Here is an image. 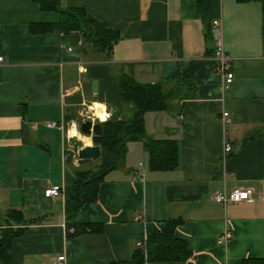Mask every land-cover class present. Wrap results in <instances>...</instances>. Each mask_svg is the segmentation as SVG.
Masks as SVG:
<instances>
[{
  "label": "crops",
  "instance_id": "0c3cea01",
  "mask_svg": "<svg viewBox=\"0 0 264 264\" xmlns=\"http://www.w3.org/2000/svg\"><path fill=\"white\" fill-rule=\"evenodd\" d=\"M59 4L86 8L120 37L107 57L94 58L92 51L84 54L79 33L43 27L59 21L57 12L32 0H0V233L13 209L31 220H12L26 229L12 239L10 264L129 263L138 249L142 264L264 259V0H210L208 17L199 0ZM214 18L222 20L224 47L233 58L230 84L215 71ZM193 65L192 94L145 114L147 138L175 141L177 166L153 168L144 141H131L123 165L100 183L98 199L69 217L67 202L78 193L75 172L99 163H79L69 143L73 125L79 138V118L100 122L96 104L106 105L107 120L132 113L131 102L122 99L123 73L140 83H174ZM227 142L233 145L229 154ZM52 186L61 192L48 197ZM235 188H252V200L213 199ZM170 220L178 222L175 236L192 256L149 259L151 235ZM225 231L232 238L219 243ZM142 239L148 241L139 246Z\"/></svg>",
  "mask_w": 264,
  "mask_h": 264
},
{
  "label": "trees",
  "instance_id": "16d2710c",
  "mask_svg": "<svg viewBox=\"0 0 264 264\" xmlns=\"http://www.w3.org/2000/svg\"><path fill=\"white\" fill-rule=\"evenodd\" d=\"M41 10L54 11L60 15L59 21L41 23L43 27L63 33H79L82 38L83 52L88 55L92 51L94 58L107 57L120 33L99 20L86 8H62L59 0H32ZM252 1V0H240ZM210 0H199L200 13L208 17ZM103 56V57H102ZM193 65L185 74L175 78L174 83L162 81L158 83H140L131 74L123 73L122 99L131 102L132 113L119 120H107L102 126L100 135L93 136L94 144L100 145L101 156L96 167L78 169L75 172V182L78 193L67 202V214L72 217L87 202L98 199L100 183L113 169L125 162L128 144L134 140H143L146 149L151 154V164L155 169L169 170L177 166V145L173 139H152L145 135V114L148 111H162L169 107L173 98H185L192 94L195 67ZM264 134V132H263ZM7 227L0 233V264H10L12 239L25 232L24 227H14L12 220L27 225L22 210L13 209L9 212ZM34 221V220H32ZM178 222L170 220L165 229L152 234L148 241V258L151 260H178L192 256L184 240L175 236ZM78 233V230L75 234ZM70 236L74 234H69ZM144 252L138 249L132 261L113 264H142ZM243 264H264L261 258H246Z\"/></svg>",
  "mask_w": 264,
  "mask_h": 264
},
{
  "label": "built area",
  "instance_id": "2783aa9c",
  "mask_svg": "<svg viewBox=\"0 0 264 264\" xmlns=\"http://www.w3.org/2000/svg\"><path fill=\"white\" fill-rule=\"evenodd\" d=\"M211 35L213 38L214 44V51H213V61L215 63V71L223 78L225 84H230L233 82L235 78L234 73V64L233 58L226 52L224 47V35H223V23L220 18H214L212 20V27H211ZM3 60V57L0 56V62ZM226 119L229 113L224 112L223 114ZM48 125L50 127L58 126L57 122H49ZM225 153L229 154L233 151V145L230 142L225 144ZM61 192L60 186H52L48 187L45 190V195L55 196ZM253 198V189L252 188H235L230 192L227 191H220L216 192L213 195V199L216 202L227 204L230 202H240V201H247L252 200ZM232 238V233L230 231H225L219 238V243H225ZM148 239L139 240L138 245L142 246L145 245ZM65 259L64 255H61L57 258L59 262Z\"/></svg>",
  "mask_w": 264,
  "mask_h": 264
},
{
  "label": "water",
  "instance_id": "95a60500",
  "mask_svg": "<svg viewBox=\"0 0 264 264\" xmlns=\"http://www.w3.org/2000/svg\"><path fill=\"white\" fill-rule=\"evenodd\" d=\"M80 132L84 135H100L102 132V126L99 121H95L90 118L83 120L79 126ZM69 143L73 148L77 149L79 163H88L98 159L101 156V147L97 144H85L77 136L69 137Z\"/></svg>",
  "mask_w": 264,
  "mask_h": 264
},
{
  "label": "clouds",
  "instance_id": "9594fccd",
  "mask_svg": "<svg viewBox=\"0 0 264 264\" xmlns=\"http://www.w3.org/2000/svg\"><path fill=\"white\" fill-rule=\"evenodd\" d=\"M95 107L98 109L95 112V117H98L100 120V123L103 124L104 122L107 121V119H109L111 113H109L106 109V105H102V104H96ZM100 109H103L102 111ZM93 123H95V120H93ZM70 136H76L78 135V133L75 131V125H73V129L69 132ZM87 143L90 145L91 144V140H88Z\"/></svg>",
  "mask_w": 264,
  "mask_h": 264
},
{
  "label": "rangeland",
  "instance_id": "374dc122",
  "mask_svg": "<svg viewBox=\"0 0 264 264\" xmlns=\"http://www.w3.org/2000/svg\"><path fill=\"white\" fill-rule=\"evenodd\" d=\"M79 121H81V122H82V118H79ZM81 122H79V124H78V127L80 126V123H81ZM80 136H81V137H79V138H82V137H84L83 133H82V135H80ZM86 136H87V135H86ZM89 139H90V140L93 142V140H92V135H90V136H89ZM81 140H82V139H81ZM93 144H94V142H93ZM114 174H116V175H117V174H119V173H114Z\"/></svg>",
  "mask_w": 264,
  "mask_h": 264
},
{
  "label": "bare ground",
  "instance_id": "6f19581e",
  "mask_svg": "<svg viewBox=\"0 0 264 264\" xmlns=\"http://www.w3.org/2000/svg\"><path fill=\"white\" fill-rule=\"evenodd\" d=\"M101 111H102V110H101ZM109 113H110V112H109ZM88 140H90V139L87 138V137H82V141H83V142L87 143Z\"/></svg>",
  "mask_w": 264,
  "mask_h": 264
}]
</instances>
